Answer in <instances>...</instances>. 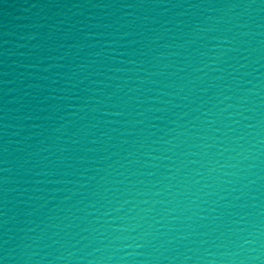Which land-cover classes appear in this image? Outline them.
<instances>
[{
	"label": "water",
	"instance_id": "water-1",
	"mask_svg": "<svg viewBox=\"0 0 264 264\" xmlns=\"http://www.w3.org/2000/svg\"><path fill=\"white\" fill-rule=\"evenodd\" d=\"M0 264H264V0H0Z\"/></svg>",
	"mask_w": 264,
	"mask_h": 264
}]
</instances>
